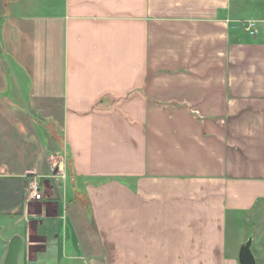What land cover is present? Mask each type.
Returning a JSON list of instances; mask_svg holds the SVG:
<instances>
[{
	"label": "crops",
	"instance_id": "obj_1",
	"mask_svg": "<svg viewBox=\"0 0 264 264\" xmlns=\"http://www.w3.org/2000/svg\"><path fill=\"white\" fill-rule=\"evenodd\" d=\"M253 214L264 0H0V264H239Z\"/></svg>",
	"mask_w": 264,
	"mask_h": 264
},
{
	"label": "rangeland",
	"instance_id": "obj_2",
	"mask_svg": "<svg viewBox=\"0 0 264 264\" xmlns=\"http://www.w3.org/2000/svg\"><path fill=\"white\" fill-rule=\"evenodd\" d=\"M54 167H55L54 174L57 175V178L56 177L54 178L53 184L57 190V196L59 198V202L63 204L65 202V199L63 194L60 192L63 188V182H66L67 180V172L62 169L63 166L61 162H60V168L58 163H56ZM257 214H253L249 217H239L240 218V220L238 221L239 223H237V220L234 217L233 218L229 217L227 222V230H226L227 242L230 246L233 245L234 242L240 237H243L244 239H246V241L248 239H252L253 242L250 246V250L252 252V255L254 256L256 255L255 245L257 244L258 240L262 239L259 238L260 237L259 233L264 232V215L262 216V218H260L259 217L260 214H259L258 215L259 218H258ZM62 224L63 226H65L64 221H62ZM8 225L9 224L7 223L5 230L8 229ZM67 225L68 226L70 225L69 217H68ZM34 229H35V225L33 224L31 225V230H32L30 234L31 241H35L36 239H39L38 235H36V233L34 232ZM18 232L26 239V235L24 234L25 232H23L22 228H19ZM70 241L71 240L69 235L67 244H68V248L71 250L73 247ZM72 254H73V250L68 253V255H72ZM60 264H83V263L72 259H61Z\"/></svg>",
	"mask_w": 264,
	"mask_h": 264
},
{
	"label": "water",
	"instance_id": "obj_3",
	"mask_svg": "<svg viewBox=\"0 0 264 264\" xmlns=\"http://www.w3.org/2000/svg\"><path fill=\"white\" fill-rule=\"evenodd\" d=\"M252 240L248 239L239 250L238 261L239 264H255L254 257L250 250ZM21 238L17 235L13 236L7 247L6 256L3 264H18V255L21 249Z\"/></svg>",
	"mask_w": 264,
	"mask_h": 264
},
{
	"label": "built area",
	"instance_id": "obj_4",
	"mask_svg": "<svg viewBox=\"0 0 264 264\" xmlns=\"http://www.w3.org/2000/svg\"><path fill=\"white\" fill-rule=\"evenodd\" d=\"M29 192L34 200H40L42 198L38 182L33 181L29 184Z\"/></svg>",
	"mask_w": 264,
	"mask_h": 264
}]
</instances>
